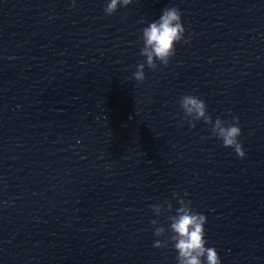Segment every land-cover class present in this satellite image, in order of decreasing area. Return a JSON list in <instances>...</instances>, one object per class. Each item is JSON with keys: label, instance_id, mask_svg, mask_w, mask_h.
<instances>
[{"label": "water", "instance_id": "obj_1", "mask_svg": "<svg viewBox=\"0 0 264 264\" xmlns=\"http://www.w3.org/2000/svg\"><path fill=\"white\" fill-rule=\"evenodd\" d=\"M168 5L191 41L138 82V21ZM104 6L0 0V264H176L149 224L173 190L222 264H264V0ZM188 93L239 116L245 157L180 123Z\"/></svg>", "mask_w": 264, "mask_h": 264}, {"label": "clouds", "instance_id": "obj_2", "mask_svg": "<svg viewBox=\"0 0 264 264\" xmlns=\"http://www.w3.org/2000/svg\"><path fill=\"white\" fill-rule=\"evenodd\" d=\"M75 4L76 0H72ZM133 0H105L104 12L112 15L118 8L127 7ZM138 23L143 24L138 40L141 42L140 56L144 59L136 64L132 77L142 82L146 79L145 69L157 70L167 66L176 55V45L189 44L191 34L187 36L182 21V10L176 5H168L161 10V14L145 22L140 17ZM179 106L183 117L181 124L187 122L190 128L203 121L210 129V135L219 139L224 147H231L235 153L243 158L246 153L239 137L242 134L240 118L232 115L231 120L217 116L214 120L208 112L206 100L192 93L180 97ZM231 113V109L226 110ZM175 145H173L174 147ZM172 200L149 205L155 217L149 221L153 228L155 248H169L175 251L176 264H222L221 258L214 246H207L209 241L206 234L207 216L193 206L191 199H187L188 192L183 196L179 191H172ZM165 216V222L160 223V217Z\"/></svg>", "mask_w": 264, "mask_h": 264}]
</instances>
